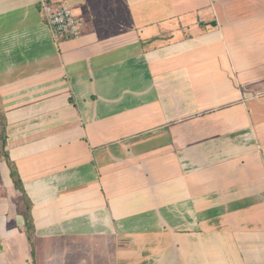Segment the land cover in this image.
I'll return each mask as SVG.
<instances>
[{"label": "crops", "instance_id": "crops-1", "mask_svg": "<svg viewBox=\"0 0 264 264\" xmlns=\"http://www.w3.org/2000/svg\"><path fill=\"white\" fill-rule=\"evenodd\" d=\"M39 1L0 0V264H264V0H47L67 40Z\"/></svg>", "mask_w": 264, "mask_h": 264}, {"label": "built area", "instance_id": "built-area-1", "mask_svg": "<svg viewBox=\"0 0 264 264\" xmlns=\"http://www.w3.org/2000/svg\"><path fill=\"white\" fill-rule=\"evenodd\" d=\"M39 8L55 39L67 40L79 36L84 19L74 14L64 3L40 0Z\"/></svg>", "mask_w": 264, "mask_h": 264}, {"label": "trees", "instance_id": "trees-1", "mask_svg": "<svg viewBox=\"0 0 264 264\" xmlns=\"http://www.w3.org/2000/svg\"><path fill=\"white\" fill-rule=\"evenodd\" d=\"M0 122H1V139L4 142V134H3V131H4V119L2 118V115H0ZM8 166H9V169H10V176H11V178L13 180V183H14L16 189L19 190L20 193L23 196H25V191H24V188H23L21 179L19 177V173H18V170H17L16 166L10 160L8 161ZM29 212H30L29 209H27V211L25 213V221H26L27 229L31 230V228H33V225H32V221H31V215H30Z\"/></svg>", "mask_w": 264, "mask_h": 264}, {"label": "rangeland", "instance_id": "rangeland-1", "mask_svg": "<svg viewBox=\"0 0 264 264\" xmlns=\"http://www.w3.org/2000/svg\"><path fill=\"white\" fill-rule=\"evenodd\" d=\"M66 4V6H68V4L67 3H65ZM69 7V6H68ZM190 15H193V13H191ZM178 24H179V22H178Z\"/></svg>", "mask_w": 264, "mask_h": 264}]
</instances>
